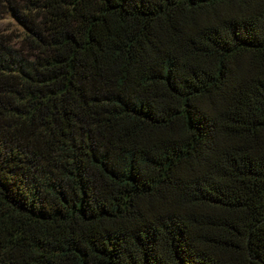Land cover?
<instances>
[{
    "label": "trees",
    "instance_id": "16d2710c",
    "mask_svg": "<svg viewBox=\"0 0 264 264\" xmlns=\"http://www.w3.org/2000/svg\"><path fill=\"white\" fill-rule=\"evenodd\" d=\"M0 264H264V0H0Z\"/></svg>",
    "mask_w": 264,
    "mask_h": 264
}]
</instances>
